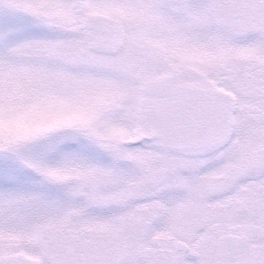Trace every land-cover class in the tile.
<instances>
[{
	"label": "snow or ice",
	"instance_id": "snow-or-ice-1",
	"mask_svg": "<svg viewBox=\"0 0 264 264\" xmlns=\"http://www.w3.org/2000/svg\"><path fill=\"white\" fill-rule=\"evenodd\" d=\"M0 264H264V0H0Z\"/></svg>",
	"mask_w": 264,
	"mask_h": 264
}]
</instances>
